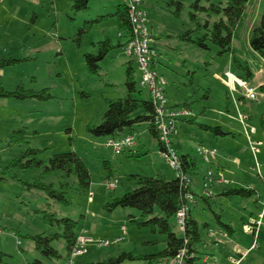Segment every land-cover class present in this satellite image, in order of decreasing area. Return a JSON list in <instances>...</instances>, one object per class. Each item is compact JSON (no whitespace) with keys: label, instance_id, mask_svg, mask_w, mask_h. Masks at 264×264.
Listing matches in <instances>:
<instances>
[{"label":"rangeland","instance_id":"1","mask_svg":"<svg viewBox=\"0 0 264 264\" xmlns=\"http://www.w3.org/2000/svg\"><path fill=\"white\" fill-rule=\"evenodd\" d=\"M143 1L149 12V29L155 38L152 46L159 55L155 70L165 81L163 87L169 104L192 111L191 117L177 122L178 134L171 141L180 155H191L198 162V172L191 178L195 194L191 213L200 224L201 234L197 245L198 264H205L203 259L207 255L209 264H225L226 254H232L227 258L230 264H263L264 93L261 87L264 86V60L252 50L250 39L260 22L264 0L249 1L233 36L235 53L223 55L215 45L209 44V50H201L177 39L197 28L190 21L191 12L198 15V23H205L206 16L196 13L192 7L196 0H180L184 9L179 15L176 6L169 5L170 0ZM123 4L122 0H92L89 11L75 13L73 0H0V61L17 60L14 65L0 67V90L15 92L22 87L27 92L47 91L50 95L47 100L0 97V168L5 169L28 147L45 150L40 157L46 163L57 154L69 152H76L86 163L92 178L91 192L83 194L72 188L68 191L70 205L56 207L59 218L77 221L76 234L89 241L86 253L76 258L75 264H94L124 252L135 256L157 254L166 246L164 242L144 244L162 241L164 237L131 223L146 222L150 217H142L133 208L113 211L105 208L114 198L136 188L127 180L130 175L176 178L175 171L157 154L158 140L150 135L147 125H138L134 132L137 144L116 155L113 148L106 146L110 138L95 137L88 131L89 127L101 124L111 101L128 95L126 82L130 65L136 82L135 95L138 97L142 92L141 98L150 96L148 89L141 85L143 75L135 57L126 55L124 48L113 49L101 62L99 76L92 75L85 63L84 55L96 53L98 42L110 38L117 46L125 41L119 36L125 32L114 16ZM202 6L208 7V4L202 3ZM100 17L105 18L80 36L86 22ZM235 59L250 68L251 77L238 67ZM229 71L254 89L255 99L239 86L235 91L231 89ZM200 125L220 126L230 135L216 138ZM21 128L26 129L29 144L10 147L11 137ZM201 147L216 149L219 155L206 163L197 153ZM223 150L228 157L221 156ZM209 172L215 179L212 197L203 189ZM40 174L42 169L19 173L21 181H0V225L4 230L0 235V250L5 254V264H28L35 260L43 264H69L63 239L52 244L61 258L51 261L35 250L34 242L25 238L57 231L56 227L44 223L42 214L35 213L45 207L44 196L22 190V181L32 182ZM221 179L233 185L219 183ZM44 182L54 183L58 188L62 177L59 173L48 175ZM109 183L117 185L113 188ZM232 186L255 193L224 196V190ZM218 216L223 223L234 226L233 237L220 230ZM171 223L182 236L176 219ZM203 224H208L213 232ZM105 242L110 244L101 245ZM233 259L238 262L233 263Z\"/></svg>","mask_w":264,"mask_h":264},{"label":"trees","instance_id":"2","mask_svg":"<svg viewBox=\"0 0 264 264\" xmlns=\"http://www.w3.org/2000/svg\"><path fill=\"white\" fill-rule=\"evenodd\" d=\"M92 0H73V12L89 11ZM250 0H196L193 4V9L200 15L204 14L206 20L204 24L198 23V15L189 14L191 22L197 24L195 30H189L178 36L180 42H185L197 46L201 50H209V44L220 48V55L234 54L233 36L237 26L242 22L243 16L247 9V4ZM202 3L208 4V7L202 6ZM170 6H176V14L184 9V4L180 0H170ZM119 27L128 33V38L131 36L132 25L129 18L126 5L118 7L116 13ZM105 17H100L98 20L86 22L80 31V36L90 32L92 25L95 22H101ZM153 37V36H152ZM122 45L114 46L110 39L98 42L95 47L96 53H87L84 55L85 63L89 72L94 76L100 75V64L105 60L111 51L119 48ZM250 46L264 60V10L259 24L253 29L250 39ZM238 67L246 70L249 77L252 76L250 68L245 67L241 61L235 59ZM17 60L3 59L0 61V67L14 65ZM157 62L153 65L156 69ZM128 95L123 99L111 101L109 108L104 115V118L98 126L89 127L88 131L95 137H108L111 139H120L129 135H134L135 127L141 124L147 125L148 131L152 137L158 140L160 150L163 144L160 139V133L157 126L156 108L153 105L151 97L148 99L141 98L142 92H139L137 97L135 94L136 82L133 77L132 66L127 71ZM264 93V86L261 87ZM150 95V94H149ZM0 97L18 98L27 100L30 98H38L47 100L50 95L47 91L40 93L34 91H25L19 87L15 92H7L0 90ZM181 108V107H176ZM262 125L264 126V116L262 117ZM204 131L211 132L216 138L227 137L230 133L223 131L222 127H213L210 125H200ZM26 140V129L21 128L15 131L9 142L10 147H18L28 145ZM45 150L28 147L21 152L10 164L5 168H0V181H8L9 179L20 180L19 173L29 172L42 169V174L35 176L32 182H21L22 190L29 193L38 192L45 198V207L37 209L35 213L44 216V223L50 227L57 229L56 232L40 233L36 235H26L25 238L34 242L35 250L42 254L48 260L58 261L61 258L59 252L52 244L60 239H63L67 245L68 257L71 255L78 239L76 230L78 222L69 218H59V213L56 210L58 206H69L68 191L76 187V191L83 194H89L91 191V174L88 166L76 152L66 154H57L53 156L48 163L41 159V155ZM183 173L190 178L196 176L198 172V162L191 155H181ZM12 172H15L14 174ZM59 173L62 177V182L57 188L54 183L47 184L44 182V177ZM111 177V176H110ZM129 182L136 185V188L128 192L122 197L113 199L111 204L105 208L109 211L118 208H133L137 209L142 217H150L146 222H135L138 228L150 229L152 233L163 236L162 241L145 242L144 244H158L164 242L166 244L164 250L157 254H146L135 256L130 252H124L116 258H110L94 264H122L125 261H142L145 264H164L176 258L183 250L185 254V264H198L200 253L197 250V245L201 242L200 224L192 216L191 208L187 215V225L182 236L174 230L175 226L171 223L176 219L177 212L185 205V196L187 193L195 196L191 183L186 184L176 176V178L168 180L164 177H149L143 175H130L127 177ZM228 184L233 185L229 182ZM254 190L238 189L232 186L230 189L224 190V196H251ZM212 197V195H211ZM207 200V198L205 197ZM219 224L226 234L230 231L235 232L231 224H225L219 216ZM204 228H209L208 224H203ZM0 230L3 228L0 225ZM18 234V233H17ZM21 236L20 234H18ZM23 237V236H22ZM5 254L0 250V264L4 263ZM28 264H43L40 260H35ZM85 264V263H76ZM264 264V263H263Z\"/></svg>","mask_w":264,"mask_h":264},{"label":"built area","instance_id":"3","mask_svg":"<svg viewBox=\"0 0 264 264\" xmlns=\"http://www.w3.org/2000/svg\"><path fill=\"white\" fill-rule=\"evenodd\" d=\"M128 10L129 18L131 21L132 32L127 43L124 46L125 54L130 57H135L143 78L141 85L148 89L153 105L156 108L157 126L160 133V139L163 148L160 150V155L165 158L169 166L175 171L176 176L188 185L191 183L182 170L181 155L171 141L173 135H177V122L181 118H188L192 116V111L188 108H176L169 104L166 92L164 89L165 81H163L153 65L157 62L158 53L152 46V33L149 29V12L144 7L143 0H123ZM227 77L231 82V89L236 90V86L243 88L247 91V95L251 99H255L256 95L254 89L249 87L248 83L232 73L228 72ZM137 144L135 135H129L120 139L111 140L106 146L113 148L116 155L122 154L125 149L134 147ZM197 153L206 163H211L212 159L219 155L216 149H208L201 147L197 149ZM219 183L228 184L229 182L221 179ZM215 179L214 174L209 172L205 177L203 189L208 196L212 195V188L214 187ZM117 183H109V187L115 188ZM186 203L176 214V223L178 229L183 233L187 225V215L190 212L191 205L195 202V196L187 193L185 196ZM92 201V198H90ZM248 230V229H247ZM2 230H0V235ZM119 241V240H118ZM88 239L83 236L78 237L77 243L69 256V264H75L76 258L86 253V246ZM109 242L102 243L101 245H109ZM186 251L183 250L176 258L164 264H185ZM207 259V258H206ZM205 264H208L207 260ZM209 260V259H208ZM215 260V259H214ZM237 263V260H232Z\"/></svg>","mask_w":264,"mask_h":264},{"label":"crops","instance_id":"4","mask_svg":"<svg viewBox=\"0 0 264 264\" xmlns=\"http://www.w3.org/2000/svg\"><path fill=\"white\" fill-rule=\"evenodd\" d=\"M122 1H123V0H122ZM123 2H124V1H123ZM123 5H124V4H123ZM89 10H90V9H89ZM114 16H115V19H117V17H116V13L114 14ZM102 21H103V20H102ZM117 21H118V19H117ZM118 25H119V24H118ZM152 29H153V28H152ZM121 31H122V30H121ZM123 31H124V30H123ZM124 32H125V31H124ZM151 33H152V36H153L154 34H153L152 31H151ZM119 36H120L122 39H123V38L125 39V41H124L123 43L120 41V43L118 44V45H122L121 47L124 48L125 44L127 43L128 39H129V38H128V33L125 32L124 35H123V33H122V34L120 33ZM107 39H110V38H107ZM110 40H111V39H110ZM154 40H155V38H154V36H153V41H154ZM158 57H159V56H158ZM158 59H159V58H158ZM158 59H157V64H158V62H159ZM229 72H230V71H229ZM149 98H150V96H149ZM111 140H113V139L110 138V141H111ZM107 143H108V142H106V144H107ZM157 154H158L159 157L164 158L163 156L160 155V149L158 150ZM183 154H184V153H183ZM220 154H221V156L228 157L226 151H224V150H223ZM164 159H165V158H164ZM165 161H166V160H165ZM231 225H232V224H231ZM232 226H233V225H232ZM233 227H234V226H233ZM219 229H220V228H219ZM234 229H235V228H234ZM209 230L213 232V230H211V227L209 228ZM220 230L222 231L223 229H220ZM223 232L226 234V232H225L224 230H223ZM229 233H230V234H226V235L229 236V237H233V236L235 235V233H236V229H235V232L230 231ZM215 243L217 244V242H215ZM231 255H232V254H230V255L226 254V255H225V256H226V257H225V258H226L225 264H230V263H229V260H227V258H228V256H231ZM241 256H242V255H241ZM208 257H209V256L207 255V256L204 257V259H206V258H208ZM212 257L215 258L214 255H212ZM204 259H203V261H204ZM208 259H209V260H208V264H209V262H210V257H209ZM214 262H217V260H215Z\"/></svg>","mask_w":264,"mask_h":264}]
</instances>
